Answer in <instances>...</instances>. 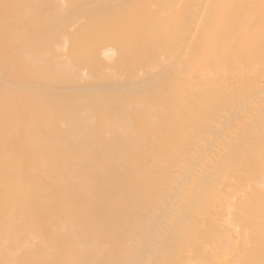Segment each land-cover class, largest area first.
<instances>
[{"label": "bare ground", "instance_id": "1", "mask_svg": "<svg viewBox=\"0 0 264 264\" xmlns=\"http://www.w3.org/2000/svg\"><path fill=\"white\" fill-rule=\"evenodd\" d=\"M0 264H264V0H0Z\"/></svg>", "mask_w": 264, "mask_h": 264}]
</instances>
